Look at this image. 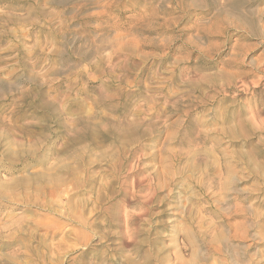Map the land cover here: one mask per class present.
Here are the masks:
<instances>
[{
    "label": "rangeland",
    "instance_id": "rangeland-1",
    "mask_svg": "<svg viewBox=\"0 0 264 264\" xmlns=\"http://www.w3.org/2000/svg\"><path fill=\"white\" fill-rule=\"evenodd\" d=\"M0 264H264V0H0Z\"/></svg>",
    "mask_w": 264,
    "mask_h": 264
},
{
    "label": "bare ground",
    "instance_id": "bare-ground-1",
    "mask_svg": "<svg viewBox=\"0 0 264 264\" xmlns=\"http://www.w3.org/2000/svg\"><path fill=\"white\" fill-rule=\"evenodd\" d=\"M126 133H127V135L129 136V139H133V138H135L134 137V135H133V133H132V131L130 130V129H128V131H126ZM231 168V167H230ZM230 168H229V170H230ZM226 169V168H225ZM156 176V175H155ZM152 179H153V181H152V186L151 185H149L148 186V188L149 189H152V191H153V193L150 195V201H152L151 200V198H155V197H157V196H159L160 194H159V192L161 191V189H163V187H162V184H161V182H160V180H157V179H159V177L158 176H156V179L154 178V176L153 177H151ZM166 185H167V183H165ZM164 185V184H163ZM165 188V187H164ZM163 192V191H162ZM147 200V199H146ZM148 201V200H147ZM147 204H149L148 202H146ZM148 214H149V211H148ZM142 215V214H141ZM146 215H147V211H146V213H145V216H141V217H146ZM140 216V215H139ZM124 243V242H123Z\"/></svg>",
    "mask_w": 264,
    "mask_h": 264
}]
</instances>
